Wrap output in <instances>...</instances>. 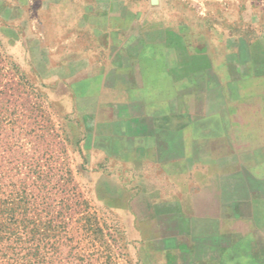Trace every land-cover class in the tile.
Masks as SVG:
<instances>
[{
	"label": "crops",
	"instance_id": "0c3cea01",
	"mask_svg": "<svg viewBox=\"0 0 264 264\" xmlns=\"http://www.w3.org/2000/svg\"><path fill=\"white\" fill-rule=\"evenodd\" d=\"M0 42L92 170L138 173L164 152L201 170L218 210L194 218L217 225L224 254L248 239L258 264L264 84L252 74H264V0H0ZM246 88L248 98L235 94Z\"/></svg>",
	"mask_w": 264,
	"mask_h": 264
},
{
	"label": "rangeland",
	"instance_id": "374dc122",
	"mask_svg": "<svg viewBox=\"0 0 264 264\" xmlns=\"http://www.w3.org/2000/svg\"><path fill=\"white\" fill-rule=\"evenodd\" d=\"M9 45L0 42V264H255L248 239L224 254L217 225L194 218L218 210L201 170L169 165L165 152L138 173L92 170L97 161L46 107ZM252 83L264 84V74ZM260 210L264 218V203ZM252 238L264 249V236ZM256 260L264 264V254Z\"/></svg>",
	"mask_w": 264,
	"mask_h": 264
},
{
	"label": "water",
	"instance_id": "95a60500",
	"mask_svg": "<svg viewBox=\"0 0 264 264\" xmlns=\"http://www.w3.org/2000/svg\"><path fill=\"white\" fill-rule=\"evenodd\" d=\"M156 0H151L152 3H154Z\"/></svg>",
	"mask_w": 264,
	"mask_h": 264
}]
</instances>
